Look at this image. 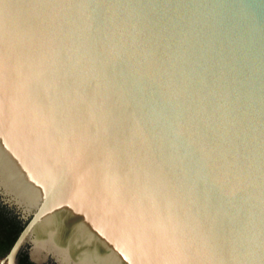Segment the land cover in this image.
<instances>
[{
    "label": "water",
    "instance_id": "95a60500",
    "mask_svg": "<svg viewBox=\"0 0 264 264\" xmlns=\"http://www.w3.org/2000/svg\"><path fill=\"white\" fill-rule=\"evenodd\" d=\"M0 198V264H264V0H0Z\"/></svg>",
    "mask_w": 264,
    "mask_h": 264
},
{
    "label": "rangeland",
    "instance_id": "374dc122",
    "mask_svg": "<svg viewBox=\"0 0 264 264\" xmlns=\"http://www.w3.org/2000/svg\"><path fill=\"white\" fill-rule=\"evenodd\" d=\"M0 202L3 203H0V258H3L22 229V218L18 211L14 213L7 208L2 199ZM33 237L35 240L28 241L20 251L17 264H77L72 261L74 255H69L62 246L65 244L48 232Z\"/></svg>",
    "mask_w": 264,
    "mask_h": 264
}]
</instances>
